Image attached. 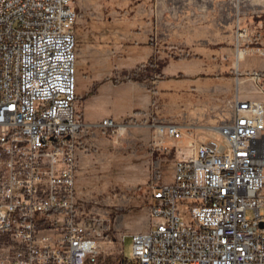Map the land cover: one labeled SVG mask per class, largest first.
I'll return each instance as SVG.
<instances>
[{"label":"built area","instance_id":"built-area-1","mask_svg":"<svg viewBox=\"0 0 264 264\" xmlns=\"http://www.w3.org/2000/svg\"><path fill=\"white\" fill-rule=\"evenodd\" d=\"M75 2L0 0V264H102L104 230L80 210L76 190L75 137L85 124ZM245 38L240 31L238 51ZM158 130L189 137L192 153L176 160L170 182L152 183L150 227L132 234L134 264H264V103L238 91L232 120L214 131L224 141Z\"/></svg>","mask_w":264,"mask_h":264},{"label":"rangeland","instance_id":"rangeland-1","mask_svg":"<svg viewBox=\"0 0 264 264\" xmlns=\"http://www.w3.org/2000/svg\"><path fill=\"white\" fill-rule=\"evenodd\" d=\"M165 1L176 29L193 31L194 40L185 44L175 34L171 61L162 73L148 56L140 64L137 53V29L159 22L162 0H76L74 5L79 14L76 111L92 123L75 137L76 190L80 210L97 218L104 230L102 264L135 263L132 234L150 227L152 183L170 182L176 160L192 153L189 137H162L158 128L177 125L185 134L224 141L213 126L228 122L237 92L242 98L264 97V72L243 63L237 72L240 31L247 33L241 46L244 57L255 49L264 58V0ZM256 72L260 82L252 77ZM94 74L99 81L113 80L117 109L106 98L83 99L94 90L88 83ZM102 88L104 94L107 87ZM105 118L117 121L118 129L102 128ZM177 144L181 153L174 148ZM248 215L254 218L255 211L248 210ZM182 219L191 221L188 214Z\"/></svg>","mask_w":264,"mask_h":264},{"label":"crops","instance_id":"crops-1","mask_svg":"<svg viewBox=\"0 0 264 264\" xmlns=\"http://www.w3.org/2000/svg\"><path fill=\"white\" fill-rule=\"evenodd\" d=\"M162 1L163 2H159V6H162V10H159V14H158L159 22L157 24H154V20H152L153 22L143 25L137 29L138 31L137 53L139 55L138 56L139 63L142 64L146 59L145 57L148 56V58L151 59L152 62L158 64L157 66L159 67L158 70L159 73L164 72L163 69L166 68V63H169L171 61L172 43L175 40H177L176 39L177 35H175L176 33H178L179 36L181 35V39L185 44H191V41L194 40L193 31L191 30L189 31L187 29L182 30L181 29L182 27L180 29H176L177 26L174 25L171 20L172 8L166 4L165 0ZM147 38H149L150 40L148 43L149 46H144V44L146 43L145 39ZM248 50L249 51L247 55L243 59H240V70L243 63L244 65L254 66L255 68H253L251 71L256 70L259 72H264V58L261 57L255 49H248ZM225 54H227L226 55L227 57L230 56L229 53H225ZM88 83L92 84L94 90L89 92L85 96H82L84 100L87 99V101L89 100L102 101L104 98H106L104 101H106L109 105L115 106L117 109L118 105H116V101H115L116 87L113 84L112 79H108L106 81H99L98 77H96V75L94 74L93 77L88 81ZM103 86L107 87L106 92L104 94L102 93ZM201 86L204 89H206L208 85L201 84ZM139 89H143V87L139 86ZM143 95L145 97L144 98L145 102H148V92L145 91ZM235 97L236 95L234 96L233 101H235ZM243 99L260 100L264 103V97H262L261 95L251 98L244 97ZM232 117H233V106L231 107V116L228 121L232 120ZM85 125L91 126L92 123H85ZM220 125L221 124H217L216 122L215 126L213 127H219Z\"/></svg>","mask_w":264,"mask_h":264},{"label":"bare ground","instance_id":"bare-ground-1","mask_svg":"<svg viewBox=\"0 0 264 264\" xmlns=\"http://www.w3.org/2000/svg\"><path fill=\"white\" fill-rule=\"evenodd\" d=\"M244 55H245V51L239 49V52H238V59H242L244 58ZM237 67H239V63H237ZM124 129V128H123Z\"/></svg>","mask_w":264,"mask_h":264},{"label":"water","instance_id":"water-1","mask_svg":"<svg viewBox=\"0 0 264 264\" xmlns=\"http://www.w3.org/2000/svg\"><path fill=\"white\" fill-rule=\"evenodd\" d=\"M261 228H264V224L263 223L261 224Z\"/></svg>","mask_w":264,"mask_h":264}]
</instances>
